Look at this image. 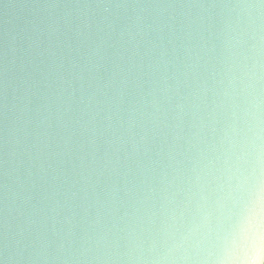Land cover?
I'll use <instances>...</instances> for the list:
<instances>
[{
  "label": "clouds",
  "instance_id": "obj_1",
  "mask_svg": "<svg viewBox=\"0 0 264 264\" xmlns=\"http://www.w3.org/2000/svg\"><path fill=\"white\" fill-rule=\"evenodd\" d=\"M0 264H264V0H0Z\"/></svg>",
  "mask_w": 264,
  "mask_h": 264
}]
</instances>
